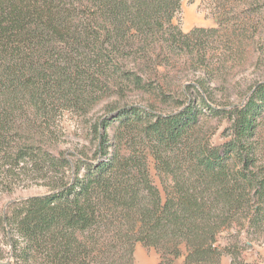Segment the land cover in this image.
I'll return each mask as SVG.
<instances>
[{
	"label": "trees",
	"instance_id": "trees-1",
	"mask_svg": "<svg viewBox=\"0 0 264 264\" xmlns=\"http://www.w3.org/2000/svg\"><path fill=\"white\" fill-rule=\"evenodd\" d=\"M182 1L0 0V160L49 187L1 218L16 264H136L138 244L157 264H264L244 256L264 247V79L229 106L207 102L204 76L175 111L117 104L91 127L93 155L54 152L61 115L101 98L90 90L166 103L161 67L187 56L222 70L264 53V0H202L218 24L189 32L175 23ZM207 117L228 122L222 142Z\"/></svg>",
	"mask_w": 264,
	"mask_h": 264
},
{
	"label": "rangeland",
	"instance_id": "rangeland-1",
	"mask_svg": "<svg viewBox=\"0 0 264 264\" xmlns=\"http://www.w3.org/2000/svg\"><path fill=\"white\" fill-rule=\"evenodd\" d=\"M175 23H177L183 31L189 32L196 27H215L218 24V19L208 11L202 0H183L181 12L175 19ZM262 43L263 45L261 47L264 49V39ZM260 50L259 52L262 53ZM253 60L259 61V65L253 64ZM238 63L227 64L221 68L222 70L217 67L219 64L212 63L208 69L203 67L205 69L204 72L198 60L196 61V59L185 56L175 65L161 67L159 70L160 75L165 79V82H169V84L167 83L169 89H171V87L175 89V92H169L172 94L173 99H168L166 103L154 101L155 98L151 95L141 93H129L127 98L119 102L117 98L111 97L116 90H107L106 93H102L98 88L97 91L94 92L90 90L93 97L96 98V96H100L101 98L90 104H85L86 110L85 112L82 111L81 114L78 113L77 107L74 106L69 107V109L61 115L58 119L59 127H57V133L54 136H57L53 144L54 152L56 154L64 152L71 158H73L71 153L76 154L81 150L89 155H93L96 150L97 140L91 127L100 117L104 118L106 115L110 114L109 112L112 111L113 107L117 104L148 105L149 103L155 102V109L157 111H175L178 109L177 101L183 99L182 93H177L180 92L179 89L181 88V92L182 90H187V87L190 85L193 86L192 83H195L199 76L206 77L210 83V89L205 96L207 97V102L212 106L223 107L233 103H242L249 87L253 85L255 81L264 79V53L261 55H254V58L251 57V61L247 60L244 64ZM218 74L220 77H218ZM189 90L192 93L195 92L194 88H189ZM208 96L211 99L208 98ZM146 100L149 103H146ZM205 122L207 123L206 127L208 126V129L211 127L212 129H217L216 134L213 135V142H222V133L224 128L228 125V122L225 119L219 120L218 118L211 117H207ZM115 130L116 129H111L110 134ZM134 133L137 134V132ZM134 137H137L136 143L138 145L143 142L140 136L134 135ZM140 147L145 148V146L142 145H140ZM151 155L152 154L148 153L149 159L153 158ZM4 162L5 160H0V178L5 182L3 186L0 185V258L1 262L4 264H16L6 242V234L3 230L1 218L3 215H6L7 209L12 203L33 196L44 195L49 192V187L44 179L32 178L33 173L28 171V168L23 169L22 164L20 167L16 168V170L14 169L15 173L11 172V174L9 172L10 166H2ZM150 169L154 180L158 184H161V179L153 162H151ZM228 235L229 231H225L221 234V243H226L228 241ZM244 239L245 238H243V240ZM244 256L245 259L250 262L258 260L259 256H264V247L255 244L244 253ZM223 264H230L229 256L223 258Z\"/></svg>",
	"mask_w": 264,
	"mask_h": 264
},
{
	"label": "crops",
	"instance_id": "crops-1",
	"mask_svg": "<svg viewBox=\"0 0 264 264\" xmlns=\"http://www.w3.org/2000/svg\"><path fill=\"white\" fill-rule=\"evenodd\" d=\"M160 260L159 254L154 249H147L138 244L135 251L136 264H157ZM176 264H183V259L177 260Z\"/></svg>",
	"mask_w": 264,
	"mask_h": 264
}]
</instances>
